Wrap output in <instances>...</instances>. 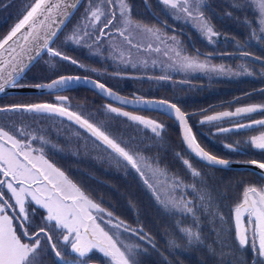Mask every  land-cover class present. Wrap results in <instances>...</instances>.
Wrapping results in <instances>:
<instances>
[{"label": "rangeland", "instance_id": "obj_1", "mask_svg": "<svg viewBox=\"0 0 264 264\" xmlns=\"http://www.w3.org/2000/svg\"><path fill=\"white\" fill-rule=\"evenodd\" d=\"M88 1L84 5L83 2L80 4L49 47L69 57V62L74 60L77 65H82V69L87 67L88 72L104 84L134 89L133 92H124L126 95L159 97L178 103L184 111L189 112L188 118L198 141L201 138L208 140L218 155L235 159H253L258 156L260 148L250 141L253 137L264 134V127L253 123L264 120V90L254 92L264 87V38H261L264 33L260 31V17L254 0H204L206 6L202 7V11L216 33L211 37L200 30L198 21L183 16L177 18L155 0H138L135 6L125 0L132 20L159 29L162 40H157L135 26L121 36L117 32L123 31L125 25L118 9L116 33L110 39L99 41L96 39L98 33L95 32L89 42H98L85 47L86 43L77 44L68 37L75 31V15H81L85 11ZM143 1L147 6L150 4L148 10L152 8L151 13L144 9ZM34 2L35 0H0V41L23 19ZM121 25L123 27L120 29ZM173 37L175 41L171 39ZM128 39L132 41L131 44ZM258 49L263 51V56L258 54ZM176 52L181 57L188 56L206 63L209 69L222 66L225 71L182 70L179 67L180 57L176 56ZM62 55L57 57L48 50L45 51L21 79H25L27 75L39 80L43 76L45 80L52 78L55 75L52 66L63 59ZM44 60L50 61L48 67L40 64ZM34 72L41 73V76ZM58 73L60 74L59 71ZM245 81L248 82L247 85L255 82L259 87L239 90V95H246L248 99L239 104L215 106L214 102L202 107L194 103L206 97L214 99L212 95L217 93L235 90L231 84L239 85L238 83ZM55 94H64L68 99L63 106L74 105L75 110L69 107L73 112L102 127L128 151L138 153L153 169L166 174L153 175L152 171L141 164L144 172L141 176L123 158L116 156L80 127L67 124L57 126V131H60L57 133L59 144H65L67 152L72 155L71 160L76 162L75 177L68 175L104 210L102 213L93 212V215L98 217L97 222L105 231L110 235L118 232L122 245H139L135 249L138 264H189L185 259L191 257L196 259L192 264H264V257H260L250 245L239 244L234 211L242 200L243 191L249 186H264V181L257 177L251 184L244 186L240 193L225 189L231 182H237V178L223 179L214 168L197 162L185 149L177 123L166 114L142 110L128 112L162 124L164 127L157 135L137 121L109 112L108 105L114 108L116 106L94 91L75 87ZM257 94L259 97H251ZM55 101L60 104L57 98ZM250 106L256 107V111L238 118L215 122H206L205 119L209 114L228 111L234 113L237 108ZM120 110L125 112L122 107ZM15 112L18 113L17 110L1 113L11 118L14 117L11 114ZM241 124L253 126L241 128ZM30 133L34 135L36 131ZM65 135L71 139L67 140ZM184 161H188V164ZM193 170L199 175L194 176ZM87 172H91L92 176ZM145 180L152 188L145 184ZM174 184L180 186L173 187ZM157 195L161 200L169 197L179 199L183 196L192 201L190 206L194 209L195 217L166 209L156 199ZM201 196L205 199L201 200ZM107 213H112V216H107ZM108 220L113 223L122 221L129 229H136L139 235L131 230L125 231L124 227L113 228L107 223ZM241 225L251 238L256 225L248 223L246 213L241 214ZM183 228L199 232L200 240L189 243L187 235L181 231ZM256 243L258 245V238ZM69 247L71 249L70 245ZM76 254L85 261L95 258L98 262L95 264H114L110 257L98 249H93L84 256Z\"/></svg>", "mask_w": 264, "mask_h": 264}, {"label": "snow or ice", "instance_id": "obj_2", "mask_svg": "<svg viewBox=\"0 0 264 264\" xmlns=\"http://www.w3.org/2000/svg\"><path fill=\"white\" fill-rule=\"evenodd\" d=\"M107 3H113V0H107ZM120 6V15L122 17L125 29L120 31V35L124 36L125 32L132 26L137 29L146 32L157 40H162L159 29L149 27L140 23H136L131 18V12L129 6L125 3V0H118ZM158 3L162 4L164 10L170 14H174L177 18L181 16L199 22L200 30L208 34L210 37L215 36L213 28L207 22L202 7L206 6L204 0H158ZM254 3L258 9V15L260 17V31L264 33V0H254ZM74 6V5H73ZM53 12L63 16L67 14L66 0H35L31 6V10L23 16L11 33L0 41V49H4V46L12 41L14 44L17 42L14 37H17V33H20L19 40L28 43L30 38L32 41H38L40 34L38 29L44 27L45 21L51 18ZM90 15L92 21H99L101 15H103L100 7L95 10L90 9ZM43 17V19H40ZM115 19V13H112L111 19H106V23L100 29V35L96 37L98 40L103 36L104 28L109 27ZM91 23V22H90ZM27 26V27H26ZM51 25H49V28ZM24 30V31H22ZM119 31V30H118ZM56 35L55 31H49L47 37L44 39L43 47L47 48L51 55L60 57L62 54L59 51L49 47L48 40ZM90 34L85 31L83 35L80 34L78 28L71 36L69 40L79 44L81 39ZM264 38V37H261ZM175 41V38H171ZM128 43L132 41L128 39ZM151 47V45H149ZM10 53L16 51L9 45ZM159 51V48L156 49ZM177 57H180L179 67L185 71H198V70H211L217 72H224L225 69L212 67L208 68V65L204 62H200L196 58L182 56L179 52L175 53ZM3 53H0V57ZM63 59L68 60L69 57L63 56ZM15 57H12L8 63L11 65L10 71L5 73L4 64L5 61L0 58V90H3L5 84L15 85L17 83L13 73L19 75L26 65H21L19 68L14 63ZM76 63V61H71ZM81 67H83L81 65ZM78 77H60L47 85H38V87L52 88H66L73 80H79ZM96 83V82H93ZM96 86L104 91L105 95L115 96V99L122 104L133 103L132 101L125 100L114 93L111 90H106L105 85L96 84ZM67 97L58 96L57 100L60 104H29V105H13L11 109H0V112L7 110H27L29 112L36 113H58L61 116H67L69 120H75L81 127L86 128L89 133L97 140L101 141L107 149L111 150L116 156L123 158L127 164L131 165L141 176L144 172L141 168V164L144 167L152 171L153 175H166L159 169H153L150 164H147L145 158L139 156V154H133L122 146L116 139L110 137L106 131L93 123H90L87 119H83L76 112H70L67 107H64V102L67 101ZM162 105L168 106L172 111L174 117L183 125V136L186 143L192 148L201 158L214 163V164H227L226 161L218 160L215 156H211L205 152L198 143L195 141L194 135L191 133V129L187 125L185 114L176 107L175 104L167 105V102L161 101ZM107 110L111 113L129 118L132 121H137L151 129L153 133L159 135L160 130L163 129V125L154 121L146 120L140 116L131 115L128 112H122L119 108H114L111 105L107 106ZM256 111L255 107H243L237 108L234 113L224 112L218 116H208L207 121H215L221 117H229L240 115L241 113H251ZM203 122V121H202ZM257 126L264 127V120L254 121ZM253 125H239V127H252ZM220 131H229V129H220ZM29 135L23 130H16L15 133L6 131L3 127H0V264H36L37 250L40 248V235L50 242V247L53 250L55 256L63 260V256L59 250H57L56 243H51L52 236L45 231L44 228L39 229L38 232L29 234L27 228L23 227V224L29 223L28 212L25 207L26 199L28 202H35V204L42 206L47 210V216L45 223L50 224L55 230L60 232L62 242L69 244L73 252L79 253L80 256H84L87 252L93 249H98L106 256L110 257L114 264H138L136 260L137 252L135 251L139 245L129 246L122 245L119 241V233L110 235L108 231H105L101 224L97 222L98 217L93 215V212L102 213L103 209L100 208L92 199H90L76 184H74L68 177L57 168L54 164L49 162L43 152V147L33 148L31 141H25L18 136ZM32 139H40L42 143H46L43 137H32ZM250 143L254 144L257 148L264 149V134L258 137H253ZM139 160V162H138ZM187 165L188 161H184ZM253 164L256 161L252 162ZM191 167V165H188ZM258 167L264 170V163H259ZM194 176H198L199 173L193 170ZM145 184L148 181L145 180ZM179 184H174L173 187H179ZM149 188H152L151 184H148ZM195 189V186L192 185ZM6 189L10 193L9 199L13 202L10 203L9 199H5L3 190ZM155 193V189H152ZM156 199L168 210L179 211L185 215L191 214L195 217V212L192 205V201L186 200L183 196L179 199L176 197H169L166 200H161L159 195ZM201 200L205 197L201 196ZM12 211L13 215H9L8 212ZM237 236L239 244L241 246L250 245L260 257H264V186L247 187L242 194V200L238 203L234 209ZM247 214V220L249 224H255L256 227L251 233V238L246 234V229L241 225V214ZM107 216L111 217L112 213H107ZM102 219V218H101ZM19 222L17 226H14L13 221ZM113 228L119 229L124 227L125 231L131 230L139 235L136 229H129L122 221L113 223L112 220L107 221ZM17 227H20L18 233ZM142 231V229H140ZM189 240V243L200 240V234L191 228L181 229ZM71 238V239H70ZM144 237H141L143 239ZM259 240L257 245L256 240ZM151 242V241H149ZM64 264H69L68 261H64Z\"/></svg>", "mask_w": 264, "mask_h": 264}, {"label": "flooded vegetation", "instance_id": "obj_3", "mask_svg": "<svg viewBox=\"0 0 264 264\" xmlns=\"http://www.w3.org/2000/svg\"><path fill=\"white\" fill-rule=\"evenodd\" d=\"M86 1V0H85ZM83 2V5L85 3ZM138 0H128V3H131L132 6H135L137 4ZM144 2V1H143ZM155 2L158 3V0H155ZM159 4V3H158ZM97 7H100L102 10L103 15H101L99 21H92L91 15H90V9L95 10ZM144 9L148 12L151 13L152 8L150 11L148 8H150V4L148 6L144 2L143 5ZM120 6L118 3V0H113V3L109 4L107 3V0H89L88 3L86 4L85 11L80 15H75L76 20H75V31L77 29H80V34L83 35V32L87 31L90 35L85 36L83 39H81L80 43H86L85 47L89 44L92 45L95 44V42L98 41H90V38L92 34L95 32L98 33L97 36L100 35V29L103 27V25L106 23V19H111L112 18V13H115V19H113L112 24L104 28V35L99 38V41L101 40H106L110 39L113 35V33H116V19L118 17V13ZM134 10V9H133ZM89 11V13H88ZM88 13V15H87ZM145 13V12H141ZM163 13V12H162ZM153 14V13H152ZM91 22V23H90ZM123 26L121 25L120 29ZM119 29V28H118ZM122 31V30H121ZM73 32V33H74ZM120 33V32H117ZM96 36V37H97ZM65 55H62V57ZM82 60V59H81ZM46 61V62H45ZM70 60H65L61 59L57 62V64H53L52 70L54 71V76L52 78H49L48 80H45V76L41 78V80L36 79V78H30L25 76V79H21L19 84L24 83V84H32V83H43V81H51L55 77L63 76L64 74H81V75H88L91 76L95 79H98L94 77L93 74H90L88 72V68H81V65H77L76 63L69 62ZM50 63L48 60L42 61L40 64L42 67H48L47 64ZM60 72V74L58 73ZM37 76H41V73L34 72ZM103 82V81H102ZM106 84V83H105ZM107 86H110L114 90H117L118 92L124 93V92H133L134 89H128L127 87L125 89H122L119 85L115 84H106ZM123 91V92H122ZM126 94V93H124ZM129 95V94H127ZM58 96H64V94H43V95H37V94H32V95H27V94H22V95H11V96H6V97H0V109H4L7 107H11L13 105H22V104H33V103H41V102H49L51 104H56L55 98ZM81 100V99H80ZM105 100V99H104ZM107 101V100H106ZM111 102V101H108ZM80 103V102H79ZM119 109L122 106H118L117 104L111 102ZM81 108H83L82 103H80ZM65 107V106H64ZM70 108L75 110V106L71 105L69 106ZM67 107V108H69ZM69 108V109H70ZM71 109V110H72ZM122 110L125 112H130L131 110H127L122 107ZM3 112V111H2ZM229 112V111H228ZM81 113H83L81 111ZM233 113V112H230ZM84 114V113H83ZM0 112V127H3L5 130L9 132L15 133L16 130H23L25 133H28L29 135L26 136H18L17 138H20L22 140L31 141V144L34 148H41L43 147V152L44 156L49 158L56 166L62 168L65 173L70 174L75 177V174L77 172L76 168V162L74 160H71L72 155L68 153V149H66V146L64 143L58 142V136L57 133H60V131H57V126L60 125H69L72 127H75L74 124H72L69 121H65L64 119L58 118L56 115L51 116V115H37V114H32L29 115L25 111H21L18 113H13L14 117L10 116H3ZM232 116H229L230 118ZM226 118V119H228ZM36 131L34 135H31L30 132ZM67 140H70L67 135ZM32 137H43L44 141L46 143H42L40 139H32ZM66 140V141H67ZM66 143V142H65ZM86 171V170H85ZM88 173V172H87ZM91 175V172L88 173ZM92 176V175H91ZM92 187V185H91ZM91 187L89 189H91ZM4 197L5 199H9L10 193L4 189ZM9 202L12 203L13 201L9 199ZM223 201H221L222 203ZM25 207L26 210L29 214L28 219L29 223L23 224V227L27 228L29 234H33L35 232H38L39 229L44 228L45 231H47L51 236H52V241L51 243H56L57 245V250H59L63 256V260L57 258L53 252V250L50 247V242L44 237L43 234L40 235V248L37 250V255H36V264H64V261H68L69 264H95L98 263L96 262V259H88L85 261V259L79 257L75 252L71 251L70 247L68 244H65L62 242V238L60 235V232L55 230L50 224H46V216L47 212H45L42 208L39 207V205L35 204V202H28L26 199L25 202ZM9 215H13L12 211L8 212ZM14 226H17L19 224L18 221L14 220L13 221ZM18 233L20 232V227H17ZM202 255V254H201Z\"/></svg>", "mask_w": 264, "mask_h": 264}, {"label": "water", "instance_id": "obj_4", "mask_svg": "<svg viewBox=\"0 0 264 264\" xmlns=\"http://www.w3.org/2000/svg\"><path fill=\"white\" fill-rule=\"evenodd\" d=\"M82 2H83V0H66L67 14L61 16L58 13L53 12L51 14V18L49 20L45 21L44 27L42 29H38L39 34H40V39L38 41H32L31 38H30L29 42L25 43V42H23V41L18 39L19 36H20V33H17V37L13 38L14 40L17 41L15 44L12 41H9L8 44H6L4 46V49H0V53H3V56L0 57V58H2L5 61V64H4L5 73L10 71V69H11V65L8 63V61H10L12 59V57H15L14 63L17 64L18 68L21 65H26L25 67H23V70L20 72L19 75H16V73H13V76L15 77L17 83L14 86L11 85V84H5L3 90H0V97L18 95V94H20V95H22V94H29V95H32V94H38V95L54 94V93H58V92H64L65 90H68V89H71V88H75V87H80V88H85V89L88 88L91 91H94L95 93H98L105 100L111 101V102L117 104L118 106H122L123 108H125L127 110H138V111L144 110V111H149V112L154 111V112H158V113H161V114H166L167 116H169L172 120H174L177 123V125L179 127V131H180L181 141L183 142V145H184L185 149L197 161L202 162L206 166H208V167L211 166V167L219 169V170L220 169L227 170V171L233 170V171H237V172L245 171V172H249V173L253 172L257 176L262 178V180H264V170H262V169H260L258 167V164L259 163H264V160L262 161V160H258V159H254V158L253 159H235V158H232V157L227 158V157H223L221 155H217V154L213 153L212 151L207 149L196 138V136L194 134V131L192 130L190 119L188 118L189 117V112L184 111L180 107V105L178 103L173 102L172 100L165 99V98H159V97L138 96L136 94L126 95V94H123L121 92H118V91L112 89L110 86H107L106 84H104L102 81H100L98 79H95V78H93L91 76H88V75L85 76V75H81V74H64L63 76H59V77L53 78V80L47 81V82H43V83H32V84L21 83V84H19V81L21 80V78L27 73L28 70L31 69V67L37 62V60L42 56V54L45 51H47V48L43 47L44 39L47 37V33L49 31H55L56 32V35L54 37L49 38V40H48V43H49V46H50L52 44V42L55 40V37L62 31L64 26L67 24V22L72 18L73 13L78 9V7L80 6V4ZM30 10H31V7H30L29 11ZM40 19H43V17H40ZM49 25H51L50 28H49ZM22 31H24V30H22ZM10 33H8V35ZM9 45H11L12 48L16 49V51L14 53H10V50L6 51L7 49H9ZM60 77H78L80 79L79 80H73L66 88H52V89H49L47 87H38V85L50 84L53 81L59 79ZM93 82H96V83H93ZM0 83H3V81H0ZM97 83L105 85V89L106 90H111V92L114 93L115 95H117V96H119V97H121V98H123L125 100L132 101L133 103L122 104L120 101L115 99V96L105 95L104 91L100 90L96 86ZM261 90H264V87H261L260 89H257L254 92H260ZM242 96H246V95H242ZM242 96H239V97H242ZM233 100H230V101H233ZM161 101L167 102V105L175 104L176 107H178L185 114V117H186V120H187V125L191 129V133H192V135H194L196 143H198L199 146L205 152L209 153L211 156H215L218 160L226 161L227 162L226 166L225 165H221V164L211 163V162L201 158L192 148H190L189 145L184 140L183 125L174 117V115L172 114L173 110H171L166 105H162L160 103ZM33 104H51V103L44 101V102H41V103H33ZM22 105H29V104H22ZM4 109H11V108H4ZM68 110L70 112H73L69 108H68ZM17 111H22V110H17ZM23 111L28 112V113H32V114L36 113V112H29L27 110H23ZM36 114H42V115L47 114V115H52V116L57 115V116L61 117L62 119H64L65 121L67 120V121L71 122L72 124L80 127L85 132L89 133L86 128L81 127L79 124H77L75 122V120H69L67 118V116H61L58 113H36ZM220 114H221L220 112H217V113L209 114V115H207V117L208 116H218ZM242 114H245V113H241L240 115H242ZM238 116L239 115H235L233 117H238ZM226 118H228V117H221L218 120H223V119H226ZM218 120H215V121H218ZM215 121H208V122H215ZM206 122H207V120H206ZM89 134L91 135V133H89ZM45 158L49 162L54 164L49 158H47V157H45ZM253 161H256V163L253 164L252 163ZM56 167L59 168L62 172L65 173V171L62 168H60L58 166H56ZM65 175L68 177L69 180H71L74 184H76L77 187H79L78 184L73 179H71L69 175H67L66 173H65ZM40 207L45 212H47V210L44 209L42 206H40Z\"/></svg>", "mask_w": 264, "mask_h": 264}, {"label": "trees", "instance_id": "obj_5", "mask_svg": "<svg viewBox=\"0 0 264 264\" xmlns=\"http://www.w3.org/2000/svg\"><path fill=\"white\" fill-rule=\"evenodd\" d=\"M262 52L263 51H261V49H258V54L263 56ZM246 83L248 84V82H246V81L238 83L240 86L237 85V84H231L232 86L235 87L234 88L235 90H227V91H224V92H221V93H217V95H212L214 97V99H212V98L209 99L210 97H206L202 101L198 102L196 100L194 103L195 104H200V106H202V107L206 106L207 104L214 103V102H216L215 104L221 103V104H219L217 106H223V105L226 106V105H229V104L230 105L239 104V102H241V101L243 102L244 100H248V99L246 97H240L237 100H234L233 102H230L228 104H224L223 102L228 101L230 99L237 98L238 95L240 94L239 90H242V91L246 90L247 91V90H249V88H257V87H259V85L255 84V82H250L251 84H249V85H247ZM82 89H84V88H82ZM86 89L90 90L88 88H86ZM256 96L259 97L258 94L254 95V96H251V97H256ZM195 104H193V105H195ZM200 141H202L203 145L207 149H209L210 151H212L213 153L218 155V153L214 150L213 146L211 145V143L208 140H206L204 138L203 139L201 138ZM257 155L258 156H254V158L263 161L264 160V149H262L259 153H257ZM225 156H227V155H225ZM227 157H230V156H227ZM237 158L240 159V157H237ZM209 167H211V166H209ZM211 168H213V167H211ZM214 169H215V172L218 175H221L223 177V179L231 178V177L237 178V182H231L229 185L224 187L225 189H230V190L232 189V190H234L237 193H240L244 186H246L247 184H251L253 182V180H255L257 177L262 180V178H260L259 176H257L253 172L249 173V172H245V171L237 172V171H233V170L227 171V170H222V169L219 170V169H216V168H214ZM245 177H246V179H245ZM241 178H242V182H241ZM262 181H264V180H262ZM191 258H190L191 260L190 259H185L187 261V263H189V264L195 263L194 262V260H196L195 257H191Z\"/></svg>", "mask_w": 264, "mask_h": 264}]
</instances>
